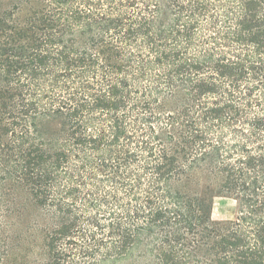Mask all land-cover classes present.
<instances>
[{"label": "trees", "instance_id": "trees-1", "mask_svg": "<svg viewBox=\"0 0 264 264\" xmlns=\"http://www.w3.org/2000/svg\"><path fill=\"white\" fill-rule=\"evenodd\" d=\"M0 264H264V0H0Z\"/></svg>", "mask_w": 264, "mask_h": 264}, {"label": "rangeland", "instance_id": "rangeland-1", "mask_svg": "<svg viewBox=\"0 0 264 264\" xmlns=\"http://www.w3.org/2000/svg\"><path fill=\"white\" fill-rule=\"evenodd\" d=\"M237 212L236 202L228 197L220 196L214 200L213 221L216 223L229 222L235 219Z\"/></svg>", "mask_w": 264, "mask_h": 264}]
</instances>
